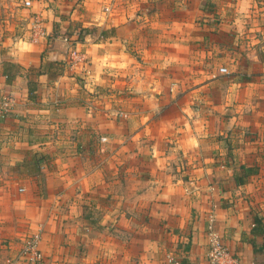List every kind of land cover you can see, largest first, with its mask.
I'll return each instance as SVG.
<instances>
[{
  "label": "crops",
  "instance_id": "1",
  "mask_svg": "<svg viewBox=\"0 0 264 264\" xmlns=\"http://www.w3.org/2000/svg\"><path fill=\"white\" fill-rule=\"evenodd\" d=\"M174 1L163 0L162 5L170 8L165 54L157 42L146 44L142 41L150 39L141 37L137 55L130 54L127 46L139 35L133 33L132 20L122 26L105 23L114 35L102 39L99 34L106 27H98L94 40L53 32L54 23L47 19L40 22L45 36L36 41L28 31L0 33V95L14 99L12 110L0 119V258H8L10 245L19 251L26 236L37 230L40 264H143L141 258L161 244L180 264H190L203 247L205 208L212 207L204 199L209 195L205 189L213 188L218 170L228 168L217 156L220 145L204 127L203 108L192 106L193 99L173 102L174 93L168 92L175 89L178 73ZM185 1L194 9L191 22L208 26L222 10L232 9L243 29V16L251 8L264 9V0ZM252 17L251 30L264 33V24ZM220 19L218 27L225 23ZM206 35L194 30L186 36L189 97H197L208 84V76L198 75L204 70L197 64L206 51ZM70 45L83 55L80 62L55 77L30 70L64 61ZM5 62L21 68L10 83L3 74ZM28 83L33 84L31 92ZM102 86L112 93L102 100L105 110L102 101L89 95ZM184 101L186 106L175 107ZM113 109L122 112L119 122ZM13 136L16 143L10 144ZM173 152L182 164L179 172L169 159ZM232 184L242 187L233 177ZM216 187L223 212L229 206L226 188L222 183ZM160 208L170 211L152 214ZM241 244L245 247L237 245L235 252L240 264H264V234H241ZM158 256H153L157 264Z\"/></svg>",
  "mask_w": 264,
  "mask_h": 264
},
{
  "label": "rangeland",
  "instance_id": "2",
  "mask_svg": "<svg viewBox=\"0 0 264 264\" xmlns=\"http://www.w3.org/2000/svg\"><path fill=\"white\" fill-rule=\"evenodd\" d=\"M26 2L30 3L29 6L25 5ZM174 2L178 3L177 7L172 9L175 20L173 30L177 31L179 37V47L176 52L178 73L176 79L174 78L175 89L171 91L168 86L170 88L168 92L174 93L171 98L173 102L176 99H193L195 105L188 100L189 105L203 108L204 127L210 131L211 137L221 147L222 153L217 156L224 158L222 161H225L226 168L231 166L238 168V171H234L233 178L242 168L255 169L246 178L248 183L252 176L258 174L256 163L264 159V33L251 30L252 16H258L254 19L264 24V18H260L264 17L261 15L264 9L251 8L252 13L243 16L242 29L240 22H235L232 9L222 10L208 26L197 19L194 23L191 22L190 15L194 9L191 5H186L185 0ZM162 5H165L163 0H0V33H24L28 31L33 20L41 22L47 19L51 25L54 23L53 32L67 38L73 37V40L75 38L82 40L84 36H90L94 40L97 28L106 27L105 23L122 26L124 23L128 25V21L132 20L133 33L136 35L138 32L139 35H136L127 46L130 54L137 55L139 37L149 38L150 41L146 39L142 41L146 44L157 42L158 50L160 48L159 51L165 54L166 44L169 42L165 35L170 31V8L162 9ZM220 18L225 22L222 27L217 26L221 21ZM228 23L230 26L227 25ZM110 29L105 28L106 31ZM194 30L200 34L207 33L206 51L204 49L205 53L199 54L197 64L204 70V73L200 71L198 75H206L209 78H207V87L199 90L197 97H189L186 96L185 46L187 34ZM217 34L225 35L227 39L219 42L214 37ZM200 45L203 46L202 43ZM225 54L236 65L238 69L236 73L218 72L219 68H216L215 62L223 59ZM224 66L220 65V67ZM111 94L103 86L97 87L94 92H89V95L97 97L100 101L111 97ZM101 105L104 110L107 109L103 101ZM121 106L118 105L119 108ZM182 106H186V101L175 104V107ZM111 112L119 122L118 117H122L121 110L113 109ZM258 112L263 114H257ZM252 143L256 148L249 150L247 145Z\"/></svg>",
  "mask_w": 264,
  "mask_h": 264
},
{
  "label": "clouds",
  "instance_id": "3",
  "mask_svg": "<svg viewBox=\"0 0 264 264\" xmlns=\"http://www.w3.org/2000/svg\"><path fill=\"white\" fill-rule=\"evenodd\" d=\"M261 15L264 16V10L261 11ZM220 51L222 50L220 49ZM221 64L225 66L220 68ZM215 66L219 68L221 73H236L238 71L236 65L228 59L227 54L224 55L223 59L217 60ZM16 140L17 137L13 136L9 140V143L15 144ZM169 159H172L177 164V171L179 172L180 167H182L180 158L175 157L173 152V155ZM11 162L8 161V163ZM256 166L259 169L258 174L252 176L250 181L242 187L233 186L232 184L233 173L234 171H238V168L231 166L228 169L217 171V179L216 183H213V188L205 189L209 195L205 196L204 199L208 204L212 205L211 208H205L206 219L208 221L207 235L203 233V238L200 241L203 247L199 252L194 253L190 264H223V261L228 256L235 254L237 245L245 247V245L241 244V234L245 237L248 235L252 215H255L259 219H264V159L258 161ZM208 180L210 182L212 178L209 177ZM221 183L226 188L224 200L229 205L223 212L219 209L221 197L216 187L217 184ZM168 211L170 210L167 208L154 209L152 214L161 216L167 214ZM214 222H218V224ZM125 227L127 229L131 225L126 224ZM17 251V245H10L7 253L8 258H0V264H21L23 257L17 260ZM156 253H159L157 257L159 264H168L175 256L174 253L167 251L164 245L161 244L159 249H153L147 252L145 257L141 258L143 264H148L149 261L152 264H157V260L153 259ZM196 256H199V259H196ZM178 259L180 258L175 256V264H178ZM241 264H244L243 260H241Z\"/></svg>",
  "mask_w": 264,
  "mask_h": 264
},
{
  "label": "built area",
  "instance_id": "4",
  "mask_svg": "<svg viewBox=\"0 0 264 264\" xmlns=\"http://www.w3.org/2000/svg\"><path fill=\"white\" fill-rule=\"evenodd\" d=\"M29 4H30L29 2L25 3L26 6H29ZM28 28H29L28 35L32 41H36L37 39L45 36V31L43 27L40 26L39 20H35V21L33 20ZM82 59H83V55L70 45L69 51L67 53V57L63 61V66L71 67L72 65L80 62ZM218 72L221 73L219 69ZM221 74H225V73H221ZM13 105H14V99L11 96L7 94L0 95V119H2L7 113H9L12 110ZM60 105H61L60 102L55 103V106H60ZM100 141L101 142L105 141V138H100ZM207 229H208V221L206 219L205 235H207ZM40 239H41V233L39 230L26 236L16 255L17 260H19L20 257H23V259L21 260L22 264H40L43 261V255L39 247ZM170 262L175 264V259L170 260ZM178 264H180L179 261ZM223 264H240V260L238 256L234 254L233 256H228L227 259L223 261Z\"/></svg>",
  "mask_w": 264,
  "mask_h": 264
},
{
  "label": "trees",
  "instance_id": "5",
  "mask_svg": "<svg viewBox=\"0 0 264 264\" xmlns=\"http://www.w3.org/2000/svg\"><path fill=\"white\" fill-rule=\"evenodd\" d=\"M114 35V29L111 28L110 31H106L105 29H102L100 31L99 36L104 39L107 38L109 36H113ZM3 67V74L6 78V82L10 83L14 77L16 76L17 73L20 72L21 68L18 67L16 64L14 63H9V62H5L2 64ZM65 66H63V63L61 62H54V63H50V64H41L38 67V70L30 68L31 71H35L36 75L41 74L43 72H47L50 75H52V77H55L56 75H59L62 72V69ZM28 89L31 92L33 89V84L28 83ZM253 171H255V169L251 168V167H245L242 168L241 171L234 176V182L236 185H243L246 183V178L251 175L253 173ZM250 234L252 235V237L255 236H259V235H263L264 234V219H259L257 218L255 215L252 216V227L250 230ZM249 241L252 243V246H254V241L253 239H249Z\"/></svg>",
  "mask_w": 264,
  "mask_h": 264
}]
</instances>
